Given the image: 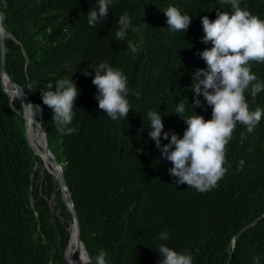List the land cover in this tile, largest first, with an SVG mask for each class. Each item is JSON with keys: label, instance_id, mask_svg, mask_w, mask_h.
<instances>
[{"label": "trees", "instance_id": "1", "mask_svg": "<svg viewBox=\"0 0 264 264\" xmlns=\"http://www.w3.org/2000/svg\"><path fill=\"white\" fill-rule=\"evenodd\" d=\"M95 3L0 4L12 33L4 38L6 71L33 104L42 106V126L62 167L88 264H94L101 249L109 264H158L157 237L164 230L170 239L163 243L191 251L194 264H227L230 257L229 264H253L257 255L264 264V117L251 133L237 124L226 146L227 172L204 192L173 183L171 162L160 159L148 135L147 113L156 110L164 115V131L183 136L187 125L175 108L186 98L184 115L194 114L192 75L206 67L198 53L211 47L202 43L200 18L214 20L218 9L231 11V5L220 0H115L101 24L91 27L86 15ZM169 5L193 18L185 34L168 28L163 10ZM241 6L264 18V0H242ZM125 12L139 27L128 35L139 47L135 54L127 40L115 39V20ZM104 60L128 77L132 110L127 118H108L98 107L92 76L84 75L88 69L94 76L90 65ZM252 70L264 81V63L253 62ZM70 78L80 95L71 125L76 131L64 135L52 109L43 105L41 91L50 80L54 91L55 82ZM245 95L252 109L264 108V91L254 99ZM199 98L202 105L195 113L211 119V107ZM38 158L25 140L21 103L17 98L10 102L0 79V264H67L70 215L53 176L35 168ZM52 196L59 216L49 205ZM257 219L233 247L235 235Z\"/></svg>", "mask_w": 264, "mask_h": 264}, {"label": "clouds", "instance_id": "2", "mask_svg": "<svg viewBox=\"0 0 264 264\" xmlns=\"http://www.w3.org/2000/svg\"><path fill=\"white\" fill-rule=\"evenodd\" d=\"M115 0H96L86 17L89 26L96 27L108 16L110 6ZM242 0H220V4H230L231 11L217 10L216 18L211 20L202 16L201 24L204 35L202 43L211 44L199 52L206 67L197 69L193 75L191 86L195 98L191 111L193 115L185 117L187 111L186 98L181 99L175 108L187 125L183 136L174 131H164V115L160 111L150 110L147 113L150 128L149 138L154 141L155 148L160 152V159L171 162L168 172L176 185L187 184L191 188L204 192L215 187L227 172L226 146L233 136L237 124L246 127L251 133L264 117V108L257 106L252 109L245 93L254 99L264 91V81L258 78L252 70L253 62L264 63V18L253 14L248 8L241 6ZM4 8L7 0H0ZM221 9H224L221 7ZM167 17V25L171 31L187 32L192 17L181 12L175 5H169L163 10ZM6 16L0 11V39L12 35L6 24ZM115 39L127 40V48L135 54L139 47L132 39H128L129 31L135 33L139 27L132 23L130 15L125 12L115 20ZM5 49L0 48V55ZM94 71L84 70V75L92 76V83L97 88L95 99L99 109L113 121L127 118L132 110L129 100L130 88L128 77L120 68L113 67L107 60L90 65ZM50 80L47 87L41 91L43 105L53 111V120L57 130L70 135L76 131L72 127L76 115L75 101L80 95V89L72 79L55 82ZM203 97L211 107V119L195 113L194 109L201 107ZM42 113L40 104H24L23 115L30 121L37 120ZM163 141H168L162 144ZM243 164V161L241 162ZM170 233L164 230L159 233L156 252L162 257L158 264H194L191 251H178L167 243ZM94 264H109L107 252L99 250ZM253 264H262V257H253Z\"/></svg>", "mask_w": 264, "mask_h": 264}, {"label": "water", "instance_id": "3", "mask_svg": "<svg viewBox=\"0 0 264 264\" xmlns=\"http://www.w3.org/2000/svg\"><path fill=\"white\" fill-rule=\"evenodd\" d=\"M0 48L5 49L4 38L0 39ZM0 79H1L2 89L5 92V94L8 96V98L10 99V102H12L15 98H17L20 101L21 106H22V118L24 120L25 140H26L28 146L34 151L35 155H37L38 157L40 155L47 161V163L50 167V170L47 171V173L51 174L53 176V178L55 179V182L57 184V187H58V190L60 193L62 203H63L66 211L70 215V219H71L70 229H72V232L70 231V238H69L68 245H67L65 252H64V259H65L67 264H70L66 259V251L69 247L70 242L72 241V243L74 244V248H75L76 256H77V259L73 262V264H88L90 262V257H89V254H88L83 242L80 239L78 216H77V213L75 211L74 203H73L71 196L69 194L68 187H67L65 180H64V177H63L62 167L58 163V161L56 160V158L54 157V155L52 154V152L49 149L48 137H47V134H46L44 127L42 126L41 117H39L37 119V120H40V122H41V124H40V123H37L35 121L28 120L23 115L24 104L32 103V101L28 95V91L24 90L20 85H18L16 82H14L10 78L9 74L7 73L6 68H5V51H4L3 55H1V58H0ZM6 81L10 83L13 95H10V93L6 89L5 84H4ZM31 125H33L35 127V129L39 130V132L41 133V136L43 138L41 148L35 147L30 142V140L28 138V126H31ZM257 221H259V219L255 220L253 223L245 226L235 235L233 242H232L233 247L236 244L237 238L241 234H243L247 229H249L250 226L253 225L254 223H256ZM82 249H84V255H83V257L85 259L84 262L82 261V258H81V250ZM230 260H231V257H230L227 264H229Z\"/></svg>", "mask_w": 264, "mask_h": 264}, {"label": "bare ground", "instance_id": "4", "mask_svg": "<svg viewBox=\"0 0 264 264\" xmlns=\"http://www.w3.org/2000/svg\"><path fill=\"white\" fill-rule=\"evenodd\" d=\"M4 84H5V87L8 90V92L11 95H13L10 83L6 81ZM28 138H29L30 142L35 147L41 148L43 138H42L41 133L39 132V130L35 129V127L33 125L28 126ZM35 168L36 169H41L43 171L44 170H46V171L50 170V167H49L47 161L40 155H39V158L36 160ZM53 205H54V203H53ZM53 209L54 208H52V211H53ZM55 215L59 216V214H57L56 212H55ZM70 231L72 232V229H70ZM83 255H84V249L81 250V258H82V261L84 262L85 259H84ZM66 259H67V261L70 264H73V262L77 259L76 251H75L74 244L72 243V241L70 242L69 247H68V249L66 251Z\"/></svg>", "mask_w": 264, "mask_h": 264}, {"label": "rangeland", "instance_id": "5", "mask_svg": "<svg viewBox=\"0 0 264 264\" xmlns=\"http://www.w3.org/2000/svg\"><path fill=\"white\" fill-rule=\"evenodd\" d=\"M41 170V169H40ZM41 171H43V170H41ZM53 203H54V205H53ZM49 204H50V207H51V210H52V208H54V211L55 212H58V210H57V207H56V201H55V196H52V198L51 199H49ZM52 204V205H51Z\"/></svg>", "mask_w": 264, "mask_h": 264}]
</instances>
